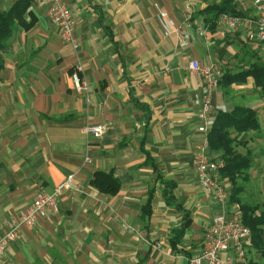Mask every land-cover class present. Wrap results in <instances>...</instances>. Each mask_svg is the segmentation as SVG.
<instances>
[{
    "label": "crops",
    "instance_id": "0c3cea01",
    "mask_svg": "<svg viewBox=\"0 0 264 264\" xmlns=\"http://www.w3.org/2000/svg\"><path fill=\"white\" fill-rule=\"evenodd\" d=\"M20 1L0 0V11ZM223 1L66 0L76 22L74 48L50 21L48 6L30 0L34 26L26 31L16 25L1 55L0 233L41 190L73 180L61 190L58 210L24 227L0 264H188L203 248L207 225L225 209L196 172V150L207 137L197 118L206 92L189 64H216L223 79L257 59L264 62V44L242 32L230 36L218 23L209 26L206 10ZM234 6L253 14V0H234ZM163 18L174 31L166 32ZM182 30L190 36L187 47L179 45ZM77 64L89 100L73 88ZM212 103L215 120L238 106L256 112L258 130L231 129V137L235 153L253 160L237 182L263 197L264 95L248 77L227 89L219 83ZM97 124L105 127L103 135L88 136L85 129ZM220 154L210 151L213 159ZM96 172L119 180L117 195L91 185ZM164 181L176 183L181 209L166 203ZM224 181L231 197L233 185ZM230 197L226 210L239 211L241 203L231 204ZM186 214L191 223L174 248ZM262 258L255 251L252 264Z\"/></svg>",
    "mask_w": 264,
    "mask_h": 264
},
{
    "label": "built area",
    "instance_id": "2783aa9c",
    "mask_svg": "<svg viewBox=\"0 0 264 264\" xmlns=\"http://www.w3.org/2000/svg\"><path fill=\"white\" fill-rule=\"evenodd\" d=\"M48 6L50 21L59 30L60 37L65 43L77 47L76 22L66 0H41ZM166 32L173 30V24L162 19ZM217 23L230 36L242 32L253 43L264 44V0H253V14L251 16H232L222 14ZM175 31H178L175 30ZM178 41L181 47H187L190 36L184 30L178 32ZM190 70L202 78L206 96L197 112L198 130L207 137L196 150V172L202 186L207 189L213 201L225 210L215 215L206 228L203 248L188 258V264H247L248 246L251 241V230L244 225L239 211H227L229 188L221 178L224 164L209 157L208 135L215 124V110L213 95L219 88L222 70L216 64H201L192 61ZM81 64L73 67L71 80L75 92L85 95L86 100L89 84L83 75ZM221 111L223 107H220ZM224 111V110H223ZM105 131L103 125H90L85 129L88 136L101 137ZM73 176L52 191L41 190L26 208L17 212L10 220L7 228L0 233V260L5 258L11 244L15 242L24 227H34L39 220L49 217L58 210L61 190L69 186ZM158 248L160 245L157 246Z\"/></svg>",
    "mask_w": 264,
    "mask_h": 264
},
{
    "label": "trees",
    "instance_id": "16d2710c",
    "mask_svg": "<svg viewBox=\"0 0 264 264\" xmlns=\"http://www.w3.org/2000/svg\"><path fill=\"white\" fill-rule=\"evenodd\" d=\"M29 7L30 0H22L11 10L7 12L0 11V67L1 55L9 47L8 42L14 34L15 26L20 25L24 30L28 31L35 24L32 12H28ZM206 11L207 21L211 28L216 27L218 18L222 14L244 16L235 8L234 0H224L220 5L211 6ZM27 14L32 17L31 22L25 20ZM248 77L254 79L256 86L260 89L261 94L264 95V62L259 59L251 63L248 69L237 74H226L223 79H220V84L227 89L232 83L244 81ZM258 128L259 123L256 112L251 108L238 106L229 113L220 112L218 114L214 127L208 135V141L210 151L221 153L220 160L224 162V167L220 172L222 180H228L233 185L230 203H241L240 212L243 223L251 230L252 237L248 250L255 248L257 252H260L264 256V203L261 206L253 207L241 202V198L238 195L241 189L237 185V180L250 170L253 160L250 155L243 156L235 153V139L231 137V129L241 134L243 132L258 130ZM148 162L151 163L149 158ZM163 183L166 203L181 209L174 200L173 195L176 183L172 181H164ZM91 185L101 193L110 196L117 195L121 188L119 180L112 173L106 172H96ZM152 196L151 193L143 211L145 218L151 215ZM190 223L191 220L188 214H186L183 229L177 232L176 238L171 242L174 248L177 247L178 241L184 237Z\"/></svg>",
    "mask_w": 264,
    "mask_h": 264
},
{
    "label": "rangeland",
    "instance_id": "374dc122",
    "mask_svg": "<svg viewBox=\"0 0 264 264\" xmlns=\"http://www.w3.org/2000/svg\"><path fill=\"white\" fill-rule=\"evenodd\" d=\"M209 157L210 159L212 160H216V161H220L224 164V162L222 160H218L217 158H212L210 156V151H209ZM220 159V157H219ZM73 176V175H72ZM69 178V177H68ZM67 178V179H68ZM237 185L238 187L242 190V192H239L238 195H239V198L242 199V202L245 203V204H248L250 206H253V207H257V206H261L263 204V201H264V195L263 197L261 196H254V192L255 190L253 189V186L248 184L247 182H237ZM259 204V205H258ZM240 212V210H239ZM221 213V212H220ZM241 213V212H240ZM219 214V213H218ZM217 215V214H216ZM213 219V218H212ZM212 221V220H211ZM211 221L209 222V224L207 225V227L210 225ZM205 239V237H204ZM251 253L249 251V253L247 254V258H246V262L247 264H252V260L251 258L253 257L254 253H255V248H251ZM261 264H264V259L262 258L261 260Z\"/></svg>",
    "mask_w": 264,
    "mask_h": 264
}]
</instances>
